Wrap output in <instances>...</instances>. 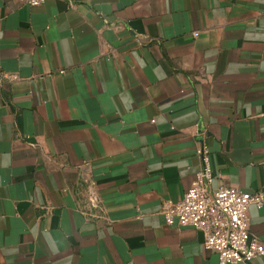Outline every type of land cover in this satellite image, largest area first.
Segmentation results:
<instances>
[{"label":"crops","instance_id":"1","mask_svg":"<svg viewBox=\"0 0 264 264\" xmlns=\"http://www.w3.org/2000/svg\"><path fill=\"white\" fill-rule=\"evenodd\" d=\"M201 142L264 192V0H0V264H219L161 213Z\"/></svg>","mask_w":264,"mask_h":264},{"label":"built area","instance_id":"2","mask_svg":"<svg viewBox=\"0 0 264 264\" xmlns=\"http://www.w3.org/2000/svg\"><path fill=\"white\" fill-rule=\"evenodd\" d=\"M31 6H42L48 0H17ZM200 166L191 186L179 202L166 203L161 213L167 224L193 227L204 235V249L215 252L219 264L250 263L264 257V241L250 229L249 209L264 205V192L249 193L231 185L211 188L213 170L209 146L201 142L196 148ZM82 185L88 186L87 200L102 210L96 200L92 169L81 166ZM80 207V206H79ZM81 210V208H80ZM84 214L100 217V214Z\"/></svg>","mask_w":264,"mask_h":264}]
</instances>
